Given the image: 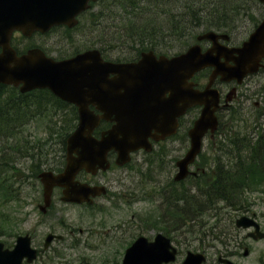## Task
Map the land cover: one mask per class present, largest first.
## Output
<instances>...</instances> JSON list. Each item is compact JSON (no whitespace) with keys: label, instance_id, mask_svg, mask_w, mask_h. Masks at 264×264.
I'll return each mask as SVG.
<instances>
[{"label":"water","instance_id":"95a60500","mask_svg":"<svg viewBox=\"0 0 264 264\" xmlns=\"http://www.w3.org/2000/svg\"><path fill=\"white\" fill-rule=\"evenodd\" d=\"M90 1L97 0H0V83L21 86L23 93L50 89L64 101L75 104L79 112L78 127L67 140L64 172L39 175L44 185L45 208L50 205L56 186L64 188L62 201L92 204V198L104 194L105 188L76 181L80 171L95 175L99 170H108L107 156L112 150L118 153L117 165H125L130 161L131 152L141 147L151 150L149 137L164 140L175 134L178 118L189 108L200 105L203 106L201 115L188 132L190 149L177 162L175 181L196 174L190 173L189 166L200 154L205 135L210 131L213 136L218 127L216 111L220 97L212 86L218 77L221 81L241 83L249 74L258 72L264 60V19L241 47L221 44L220 40L229 41L230 37L210 31L198 37V41L212 43L205 52L200 45H194L186 53L169 59L157 58L150 51L143 53L139 62L125 64L105 62L98 50L57 62L39 49L19 57L10 46L15 31L29 37L36 31L48 32L57 25H77L76 17L89 8ZM259 1L264 4V0ZM205 68H213L209 83L203 91L196 90L190 80ZM234 93L235 89L228 95V101ZM164 94L169 97L162 101L160 97ZM149 97L153 99L151 103L138 104L140 99ZM91 105L101 114L92 111ZM101 120L114 125L98 139L93 133ZM236 225L255 228L248 234L255 240L264 238L253 218L243 216ZM54 238L48 236L46 248ZM176 255L177 250L163 235H158L154 242L141 237L127 250L122 264H163L175 261ZM244 255H249L248 249ZM36 257L37 251L31 249L28 236L19 237L14 250H4L0 243V264H22L24 258L31 263ZM205 262L204 254L188 252L183 264ZM220 262L234 264L222 258Z\"/></svg>","mask_w":264,"mask_h":264},{"label":"rangeland","instance_id":"374dc122","mask_svg":"<svg viewBox=\"0 0 264 264\" xmlns=\"http://www.w3.org/2000/svg\"><path fill=\"white\" fill-rule=\"evenodd\" d=\"M98 10L99 7L96 6L91 13ZM254 13L260 21L263 9L261 7L254 9ZM90 14L82 18L81 26L77 30L68 31L58 28L42 37L36 36L30 39L17 35L16 45L19 49H27L31 45L39 44L50 57L55 59L70 57L86 48L99 47L103 44L99 43L100 30L91 26ZM84 22L86 25L83 27ZM251 26L252 22L249 18L241 20L231 33L232 43L240 44L247 38ZM188 42L191 44L192 40ZM209 45L204 43V49ZM107 55V58L119 62L132 61L138 57L135 50L118 46H112ZM208 76L206 70L200 71L199 83L204 86ZM263 85L264 70L248 80L244 86L245 92L240 89L239 97L231 102L233 104L229 111L218 114L220 121L225 123L226 127L213 139L210 136L205 138L198 165L193 166L191 170L195 171L197 166L207 170L209 165L213 164L216 152H219L218 149L222 147L219 144L222 136L238 133L241 137L251 138L259 133L264 134ZM215 87L219 88L220 83L216 82ZM229 91L230 88L224 95ZM64 108L59 111L60 115H57L59 121L55 120L59 135L63 126L68 128L75 122L72 109ZM200 112V107L189 111L182 118L178 133L162 144L155 145L152 153L143 151L136 153L128 166L122 169L114 167L108 172L101 180L109 186V195L97 199L91 209L86 206L62 203L61 193L56 190L51 211L46 215L42 214L38 209V205L43 202L42 188L37 178H33V175L37 174L36 167L39 165L28 161V167L25 168L22 161L18 162L16 166H21L28 177L18 176L21 182L16 185L19 202H5L2 199L0 201L1 242H7L10 246L15 244L18 235L29 233L33 237L34 246L41 250L47 234L54 233L63 235L64 240L54 242L51 249L40 253L41 256L33 264H121L126 248L138 236L144 235L154 239L158 233L166 234L162 231L166 230L173 239L174 246L180 251L177 261L173 264L182 263L189 251L204 253L208 264H224L220 262V258L236 264H264V239L249 238L248 230L239 229L235 225L233 227L229 220L231 218L234 224L243 215L255 216L264 232V193L259 190L244 194L245 202L240 210L221 204L223 209L220 212L217 211L219 228L213 231L210 230L214 224L212 219L199 220L190 227L188 225L179 227L167 214L171 184L177 172L176 162L190 148L187 133ZM35 119L29 126L17 130V135L21 138L31 135L34 139L48 136L49 131L45 130L47 121L40 116ZM5 141L6 139L0 137V146H4L1 143ZM61 148L62 145L56 138L53 148L49 150V155L44 158L43 169L53 165L54 157L62 154ZM38 151L40 148L37 153ZM4 170L3 176L8 178L9 186L12 187L16 184L14 177L17 172L11 171L8 167ZM80 179L90 180V177L82 174ZM183 184L192 194L195 193L196 188L192 185L194 179L190 178ZM181 188L178 187L177 190ZM168 209L172 212L171 205ZM72 231L75 232L73 236ZM247 248H249V255L244 256V250Z\"/></svg>","mask_w":264,"mask_h":264},{"label":"trees","instance_id":"16d2710c","mask_svg":"<svg viewBox=\"0 0 264 264\" xmlns=\"http://www.w3.org/2000/svg\"><path fill=\"white\" fill-rule=\"evenodd\" d=\"M259 7L257 0H103L99 10L90 14V24L100 30L99 43L103 44L99 47L105 56L112 46L135 50L138 55L148 50L163 54L176 52L175 55L195 43L202 31L231 34L244 18H249L252 28L256 27L259 17L254 9ZM85 25L86 22L83 27ZM189 40H192L191 44ZM65 106L66 103L48 91L21 94L13 87L0 84V137L6 139L1 143L4 146H0L1 192L9 185L3 174L11 154L30 155L38 164L46 157L44 145L49 139L41 141L29 135L11 140L18 137L17 130L29 126L35 117H43L50 124L45 130L49 131L50 138L55 137L62 143L64 150L65 141L78 120L77 110L73 107L75 122L68 128L63 126L59 135L55 120ZM107 127L104 123L101 129ZM13 142L15 147L11 150ZM227 142L218 149L221 155L216 152L210 170L192 184L196 188L194 194L183 185L171 184L167 214L175 225L190 227L199 220L212 219L214 224L210 230L213 231L219 228L217 211L223 209L221 204L240 210L245 193L264 192V134L247 138L233 133ZM39 148L41 152L37 153ZM178 187L182 188L177 190ZM229 220L234 227L232 219Z\"/></svg>","mask_w":264,"mask_h":264},{"label":"flooded vegetation","instance_id":"af4514ba","mask_svg":"<svg viewBox=\"0 0 264 264\" xmlns=\"http://www.w3.org/2000/svg\"><path fill=\"white\" fill-rule=\"evenodd\" d=\"M261 71V70H260ZM260 73V72H259ZM259 73H257L256 75H258ZM256 75H253V76H250V77H248V78H246L240 85H238V86H236V84L234 83V82H231V83H220V89H219V91H220V96H221V102H220V104H221V107H220V110L218 111V114H220V113H222V112H226V111H229L232 107V104L233 103H230V104H226V102H225V97H226V95H224L225 94V92H226V90L228 89V88H230V89H233V88H236V94H235V96H234V100H233V102L236 100V99H238V97H239V91H240V89L242 90V92H245L244 91V86L246 85V83L248 82V80L249 79H251V77H254V76H256ZM263 87H264V85H263ZM247 91V90H246ZM257 105L259 106V103H257ZM222 116V115H221ZM223 128H224V123H222L221 121L219 122V127H218V133H220V131H222L223 130ZM157 144H162V142H158V143H154V146L155 145H157ZM140 152H142V151H140ZM136 153H139V151L138 152H136ZM115 157H116V155L114 154V153H111L110 154V159H115ZM106 174H104V173H102V174H98V176H95V178H94V180H93V184L94 185H100V184H104V182L101 180V179H103V177L105 176ZM107 195H109V190H108V192H107ZM106 195V196H107ZM49 211H51V208L48 210V212ZM48 212H47V214H48ZM82 231H80V233H81ZM75 233L74 232H71V235L73 236ZM64 240V239H63Z\"/></svg>","mask_w":264,"mask_h":264}]
</instances>
